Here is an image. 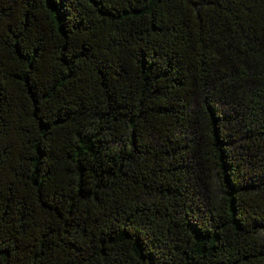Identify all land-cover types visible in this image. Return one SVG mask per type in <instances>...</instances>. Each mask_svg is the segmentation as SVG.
<instances>
[{"label": "trees", "instance_id": "16d2710c", "mask_svg": "<svg viewBox=\"0 0 264 264\" xmlns=\"http://www.w3.org/2000/svg\"><path fill=\"white\" fill-rule=\"evenodd\" d=\"M0 264H264V0H0Z\"/></svg>", "mask_w": 264, "mask_h": 264}]
</instances>
